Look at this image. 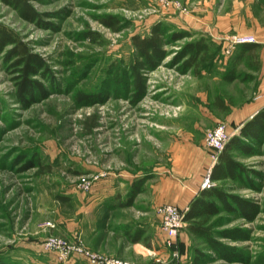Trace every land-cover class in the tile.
I'll list each match as a JSON object with an SVG mask.
<instances>
[{
    "label": "rangeland",
    "instance_id": "374dc122",
    "mask_svg": "<svg viewBox=\"0 0 264 264\" xmlns=\"http://www.w3.org/2000/svg\"><path fill=\"white\" fill-rule=\"evenodd\" d=\"M200 2L204 3L31 0L41 17L39 22L30 23L0 1V22L18 32L52 70L47 78L36 77L49 96H37L31 106L22 108L15 98L14 74L4 61V52L0 53V264H69L70 260L60 262L55 252L41 247L45 239L66 241L75 251L84 248L135 264L92 249L80 232L66 234L71 223L82 217L81 201L97 192L105 178H111L122 192L145 178L131 207L116 210L111 225H104V235L115 237V222L142 217L144 211H149L146 215L150 221L159 220L161 227L160 206L147 210L154 198L149 185L158 181L149 180V171L180 167L185 147L191 153L200 141L208 154L204 181L212 164L206 134L223 125L229 139L231 135V109H222L219 103L237 104L258 94L256 80L247 79L257 67L249 61H240L227 70L219 63L215 66L211 61L230 55L226 53L228 42L219 44L191 34L165 46L166 56L154 68L143 70L142 92L138 93L124 75L135 55L134 35H149L151 26L158 22L171 28L175 25L171 20L176 21L179 15L193 17ZM229 6L232 0L214 1L215 10ZM104 15L118 18V32L99 22ZM90 33L95 34L94 42L88 38ZM199 40L208 47L200 55V76L191 71L182 74L181 61L175 60L177 53L185 44ZM229 73L235 76L233 82L220 77ZM213 74L218 77L210 78ZM79 92L92 98L77 101ZM253 145V156L234 155L246 168L260 174H250L258 190L231 181L226 182L225 189L256 204L259 212L252 221L237 213H222L225 224L216 229L237 235L216 238L240 254L221 257L196 239L189 250L197 264H264V141ZM69 191H76V202L67 196ZM126 196L129 194L120 195L123 201ZM111 248L108 244L104 249ZM169 249L170 261L176 262L178 245Z\"/></svg>",
    "mask_w": 264,
    "mask_h": 264
},
{
    "label": "crops",
    "instance_id": "0c3cea01",
    "mask_svg": "<svg viewBox=\"0 0 264 264\" xmlns=\"http://www.w3.org/2000/svg\"><path fill=\"white\" fill-rule=\"evenodd\" d=\"M203 1L204 3H199L198 10L193 17L179 15L176 21L170 18L167 20L174 22L175 25L172 27L176 26L179 31L199 34L219 44L223 43V40L230 35L254 38L253 43L235 45L229 56L211 61L215 66L218 63L224 65L225 70L240 61H249L250 65L257 67L248 75L247 79L256 80L258 94L251 100L248 99L237 104L219 103L222 109H231L228 116L231 138L238 136L240 129L257 113L264 110V0H232V6L224 10H215V0H209V3L206 0ZM252 46L255 47L253 55L247 52V49ZM217 77V74L210 75V78ZM220 77L227 82L235 80V76L231 73ZM194 146L191 153H188L185 147L183 150L184 162L180 167L173 168L175 171L163 168H154L149 171V180L155 178L158 181L149 185L154 198L147 210H154L158 206L170 204L186 212L192 200L203 190L200 185L208 165V154L202 148V141ZM110 179L105 178L104 185L99 187L97 192L91 191L93 195L86 198L85 201H81L82 217L71 223V227L66 231L68 236L80 232L87 245L92 249L130 260L135 264H194L198 262L196 261L198 259L193 260L189 250L191 243L197 238L189 233L187 224L177 237L179 257L176 262L170 261V249L164 244L165 234L160 227V221H150L149 216L146 215L149 214V211H144L143 216L139 218L130 217L124 221L115 222L112 228L115 237L105 236L104 225H111L113 213L116 210L128 208L120 206V202H123L120 195H128L130 192V190L122 192ZM75 192L69 191L67 195L74 202L78 198L75 196ZM138 232H140L139 240L133 242L131 239ZM108 244H111L112 248L105 250L104 248ZM168 261L170 263H167ZM69 264L89 263L82 257L76 256L70 260Z\"/></svg>",
    "mask_w": 264,
    "mask_h": 264
},
{
    "label": "trees",
    "instance_id": "16d2710c",
    "mask_svg": "<svg viewBox=\"0 0 264 264\" xmlns=\"http://www.w3.org/2000/svg\"><path fill=\"white\" fill-rule=\"evenodd\" d=\"M0 1L5 6L11 8L23 20L30 23L39 22L41 15L32 6L31 0ZM98 20L104 27L113 32L120 30V22L115 16L104 15L98 18ZM94 35L93 33L88 35L90 41H95ZM190 35L158 22L151 26L149 35H134L132 37L135 55L133 60L128 63L124 75L126 78L131 79L138 93L143 90V70L154 68L166 56L167 51L164 49L165 46L174 44ZM254 48V46L249 47L247 52L253 55ZM207 49V45H202V41L200 40L185 44L180 52L177 53L175 59L177 63L181 61L180 70L182 74L191 71L192 74L195 72L199 77L200 69L198 67L202 59L200 55L204 54ZM1 52H4V61L8 64L10 72L14 74L15 98L22 108L31 106L37 100V96L41 99L49 96L44 84L36 78L38 76L47 78L52 75V70L45 59L34 53L18 32L0 22ZM91 98L90 94L79 92L76 99L77 101H87ZM95 126V124L90 126V129L95 128ZM263 141L264 110L257 113L251 121L247 122L240 129L238 136L231 137L225 144L219 154L217 163L213 166L210 173L211 181L216 184L210 188L201 190L192 200L189 209L184 214L183 220L187 223L189 233L198 240H202L221 257L226 258L228 255L233 257L240 254V251L235 253L229 250V248L224 247L216 238V235L232 238H236L237 236L230 230L216 231L217 228L225 224V220L221 214L237 213L248 221H252L255 214L259 212L256 204L231 195L225 189L226 182L231 181L247 183L253 190H258L250 174L257 176L260 174L238 162L234 153H238L239 156L243 157L253 156L256 152L253 144H260ZM144 180L145 178H141L132 183L128 198L120 202L121 207L131 206L135 196L141 191ZM139 235L140 232L134 235L131 240L137 242Z\"/></svg>",
    "mask_w": 264,
    "mask_h": 264
},
{
    "label": "built area",
    "instance_id": "2783aa9c",
    "mask_svg": "<svg viewBox=\"0 0 264 264\" xmlns=\"http://www.w3.org/2000/svg\"><path fill=\"white\" fill-rule=\"evenodd\" d=\"M228 42V47L226 50L227 54H230L235 45L253 43L254 38L251 36H232L225 39ZM229 139L226 129L223 125H218L212 131L206 134L207 147L209 149L210 158L212 164L210 165L208 174L206 175L204 181L201 184V189L210 188L213 182L210 179V173L217 162L219 154L223 150L227 140ZM159 213L161 217V229L165 234L164 244L166 247L177 246V237L179 230L184 225V214L185 211L179 209L178 207L170 204H164L159 207ZM47 251H53L56 253L57 258L60 262H66L71 260L73 257L79 256L85 259L89 264H130L118 258H105L86 249L82 248L75 251L66 241H59L54 239H45L41 243ZM175 258L179 257V254L175 252Z\"/></svg>",
    "mask_w": 264,
    "mask_h": 264
}]
</instances>
